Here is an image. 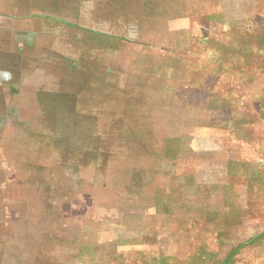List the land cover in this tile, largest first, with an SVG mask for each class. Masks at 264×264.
Here are the masks:
<instances>
[{
    "label": "rangeland",
    "instance_id": "obj_1",
    "mask_svg": "<svg viewBox=\"0 0 264 264\" xmlns=\"http://www.w3.org/2000/svg\"><path fill=\"white\" fill-rule=\"evenodd\" d=\"M0 264H264V0H0Z\"/></svg>",
    "mask_w": 264,
    "mask_h": 264
}]
</instances>
